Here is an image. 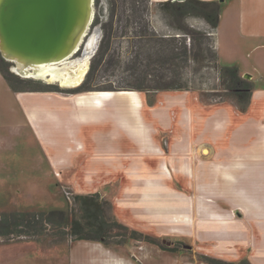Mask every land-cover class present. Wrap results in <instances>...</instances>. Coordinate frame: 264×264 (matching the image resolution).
Segmentation results:
<instances>
[{
	"label": "crops",
	"instance_id": "0c3cea01",
	"mask_svg": "<svg viewBox=\"0 0 264 264\" xmlns=\"http://www.w3.org/2000/svg\"><path fill=\"white\" fill-rule=\"evenodd\" d=\"M150 1V19L161 17L166 26L157 5L168 0ZM200 1L220 6L218 63L237 67L254 85L245 110L229 102L202 103L190 91L157 93L149 104L136 91L13 92L0 74V112L36 140L56 180L78 171L66 160L74 151H88L91 163L100 159L103 175L112 177L103 180L117 182L112 196H100L128 228L187 238L204 253L206 244L234 252L212 253L226 261L264 264L256 257L264 258V0ZM165 95L188 98L161 116ZM101 122L103 144L101 135L81 132ZM11 145L10 133L0 136V148ZM142 244V257L94 241L66 239L51 246L67 249L68 264H165L161 249Z\"/></svg>",
	"mask_w": 264,
	"mask_h": 264
},
{
	"label": "trees",
	"instance_id": "16d2710c",
	"mask_svg": "<svg viewBox=\"0 0 264 264\" xmlns=\"http://www.w3.org/2000/svg\"><path fill=\"white\" fill-rule=\"evenodd\" d=\"M106 17L100 0H94L95 15L91 26H99L100 39L97 50L90 62V69L83 83L71 89L45 84L34 79L21 78L8 70L7 62L0 55V73L13 92H58L80 94L90 91H195L191 88L198 71L190 76L191 63L207 59L215 64L221 88L226 96L239 97L237 106L245 110L250 102L254 85L245 79L235 66H221L213 46L209 48V35L214 34L219 21L220 6L217 2L200 0H168L157 5L169 33H159L150 21V0H106ZM102 18V20H101ZM192 19L203 20L206 30L195 28ZM125 46L118 48L119 39ZM189 40V42H187ZM118 42V43H117ZM120 47V46H119ZM122 49V50H121ZM104 75H114L120 70L122 79L117 86L109 83L103 89H93L89 79L99 67ZM212 100L211 104L223 103ZM78 212L69 216L61 210L14 211L0 217V238L12 240L18 237L47 236L48 228L61 230L60 237L73 241H94L107 245L106 238L115 226L123 231L124 244L127 239L158 246L155 240L120 223L112 214L111 204L94 194L73 196ZM79 213V214H77ZM109 215V216H108ZM109 217V219H108ZM111 219L110 225L108 222ZM57 235V234H56ZM52 237V236H50ZM40 244V240H37ZM173 251V250H170ZM203 264H251L246 258L238 262L201 255Z\"/></svg>",
	"mask_w": 264,
	"mask_h": 264
},
{
	"label": "rangeland",
	"instance_id": "374dc122",
	"mask_svg": "<svg viewBox=\"0 0 264 264\" xmlns=\"http://www.w3.org/2000/svg\"><path fill=\"white\" fill-rule=\"evenodd\" d=\"M100 6L103 8V13L106 17V0H100ZM95 11L96 9L94 6V15ZM159 15L162 16L160 12ZM160 18H151V25L158 30L159 33H169V28L160 22ZM189 23L192 25L196 23L197 25L193 26L200 30L207 29V25L203 20H190ZM96 32H98V35L100 34L99 26L95 27L90 25L87 36L84 38V43L81 45L78 53L70 58V61L76 60L83 55L88 40ZM118 42L117 46L120 50L121 47L123 48L125 46V43L122 38L119 39ZM187 42H189V40H187ZM213 46L215 47L214 34H210L209 48L211 49ZM96 48L97 46L95 50ZM4 61L7 62L6 60ZM90 62L86 75L90 69ZM7 65L10 71V64L8 62ZM213 66H215V64L207 59L191 63V68L188 69L190 76L193 75L194 71H198V75L195 82L191 84V88L195 89V91H190V93L192 92L205 104H209L212 100H227L225 102L237 104L239 97L231 96L229 98L230 95H225L226 93H224L220 85L219 76ZM113 74L114 75L107 74L103 76V66H101L90 76L89 86L93 89H103V86L109 83L113 84V86H117L122 79L120 70L114 71ZM40 82L45 83L43 81ZM53 85H57L61 89H71L61 87L58 84ZM157 93L165 94V91L154 93L141 92L147 104L153 103L154 96L157 95ZM187 98V96L165 95L163 98L164 100H161L163 105L160 106L157 113L164 116L169 106L172 104L180 105L181 102L187 101ZM12 122V116H9L7 112H0V136L7 133L12 135V145L0 148V217L3 214H10L14 211H50L56 209L64 211L72 217L74 210L77 209L76 212H78V207L73 200L75 194L98 193L102 197L104 192L109 194V196L114 194L117 182L103 180V177H106L105 174L103 175V163L100 162V159H95L94 162L91 163L88 151H74V153L66 155V160L70 163L68 166L69 169L76 168L78 171L70 173L71 171L68 170L60 179L56 180L57 178H55L52 172L53 168L51 169L49 167L48 159L44 155L45 151L42 148H38L39 145L37 146L36 140L28 135L26 129L19 128L17 124H12ZM83 131H88V133L93 134L96 133L97 136L101 135L102 138L99 139L98 144H103V122L88 124L84 126L81 132ZM61 144L63 145L64 143L61 141ZM44 147L48 149V153H52L47 146ZM59 151H57L59 154L58 156H62L64 151ZM71 176H73V180H69ZM109 178L112 177H106V179ZM74 186L77 187L78 190ZM104 199H107V197H104ZM126 200L130 201V198ZM108 213L112 216L111 211ZM108 223L112 225L111 219ZM60 232L61 230L58 228H48L46 237H18L12 240H3L0 238V264H68L67 249L62 245L51 246L52 244L70 239H63L60 237V235H58ZM123 234L125 233H123L121 229L114 226L110 235L106 238L107 246L115 248L120 252L124 250L125 253H128V256L135 254L136 256L142 257V251L138 250L137 247L142 246V243L145 242L127 239L124 244H121L120 242L123 241ZM151 237L158 245L164 246L163 249L165 250H162L163 255L161 257V263L164 262L165 264H189L190 262H200L199 258L201 255L219 258L212 255V253L215 255L225 253L229 254V257H235L234 252L230 254L229 251H225V249L219 250L217 246L211 244L203 246L207 253L198 251L196 246L187 238L181 237L182 239H180L179 237L171 235ZM175 239L178 241H175ZM37 240H40L41 243L39 244ZM168 242H171L172 245L167 246L166 244ZM184 245L190 246L191 249H185L183 247ZM256 247L259 252V247L261 248L263 245L259 244V246L256 245ZM157 248L159 247L157 246ZM125 253L124 255H127ZM256 257H259L260 262H264V258L259 255V253H257Z\"/></svg>",
	"mask_w": 264,
	"mask_h": 264
},
{
	"label": "water",
	"instance_id": "95a60500",
	"mask_svg": "<svg viewBox=\"0 0 264 264\" xmlns=\"http://www.w3.org/2000/svg\"><path fill=\"white\" fill-rule=\"evenodd\" d=\"M88 3L89 0H0V47L3 42L8 49L29 58H67L65 45L77 20L86 15ZM91 4L94 18V0ZM0 55L5 60L1 48ZM7 62L11 69L12 63Z\"/></svg>",
	"mask_w": 264,
	"mask_h": 264
},
{
	"label": "bare ground",
	"instance_id": "6f19581e",
	"mask_svg": "<svg viewBox=\"0 0 264 264\" xmlns=\"http://www.w3.org/2000/svg\"><path fill=\"white\" fill-rule=\"evenodd\" d=\"M91 0L87 4V13L79 21L71 34V38L65 45L67 51L64 53L67 58L61 59H38L29 58L19 55L14 51L8 49L3 42H1V51L5 60L12 63L11 70L14 74L23 78L43 81L49 84H58L64 88H73L79 86L85 78L88 70L90 59L95 54V47H98L99 35L96 32L88 40L83 55L76 60L70 58L80 50L84 43V38L87 36L88 29L93 21ZM95 50V52H94ZM70 55H72L70 57ZM69 56V57H68ZM206 154L207 151H204Z\"/></svg>",
	"mask_w": 264,
	"mask_h": 264
},
{
	"label": "flooded vegetation",
	"instance_id": "af4514ba",
	"mask_svg": "<svg viewBox=\"0 0 264 264\" xmlns=\"http://www.w3.org/2000/svg\"><path fill=\"white\" fill-rule=\"evenodd\" d=\"M173 242H175V241H173ZM153 245V244H152ZM167 246H171L172 245V243L171 242H168L167 244H166ZM156 246V245H155ZM185 246V245H184ZM183 246V247H184ZM160 249V248H159ZM185 249H187V250H190L189 248H185Z\"/></svg>",
	"mask_w": 264,
	"mask_h": 264
}]
</instances>
